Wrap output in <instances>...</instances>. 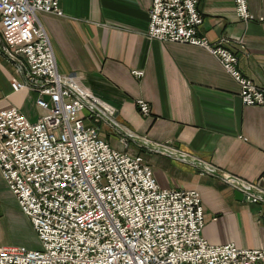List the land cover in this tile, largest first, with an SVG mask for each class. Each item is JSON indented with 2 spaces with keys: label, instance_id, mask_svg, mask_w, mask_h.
I'll return each instance as SVG.
<instances>
[{
  "label": "built area",
  "instance_id": "1",
  "mask_svg": "<svg viewBox=\"0 0 264 264\" xmlns=\"http://www.w3.org/2000/svg\"><path fill=\"white\" fill-rule=\"evenodd\" d=\"M232 2L237 19H250L246 0ZM196 3L150 0L145 36L204 49L238 85L243 105L264 106V88L240 74L234 53L197 35L202 18ZM37 13L61 15L58 0H0V53L20 76L10 79V88L34 92L41 110L34 121L14 107L0 110V176L39 244L1 245L0 264H264V248L208 243L196 190L159 187L123 138L119 149L108 144L100 125L114 129L112 108L74 73L56 70ZM135 105L149 115L145 101ZM161 146L152 148L188 156ZM223 179L244 201L264 204L260 180Z\"/></svg>",
  "mask_w": 264,
  "mask_h": 264
},
{
  "label": "crops",
  "instance_id": "2",
  "mask_svg": "<svg viewBox=\"0 0 264 264\" xmlns=\"http://www.w3.org/2000/svg\"><path fill=\"white\" fill-rule=\"evenodd\" d=\"M58 4L59 16L36 14L56 70L74 73L82 86L112 108V118L125 131L172 147L216 171L205 172L198 163L116 132L117 141L123 138L127 150L132 147L142 156L159 187L199 193L201 236L208 243L264 248V204L236 198L235 189L223 179L226 174L246 182L260 180L264 187V106L243 105L238 85L204 49L148 39L150 0ZM246 6L251 17L241 21L232 0H197L202 21L196 32L208 43L223 42L236 56L240 74L264 88V0H246ZM11 78L20 76L0 53V110L14 107L34 121L41 113L34 92L12 91ZM136 99L147 103L149 115L138 112ZM102 134L110 145L111 137ZM110 146L121 148L117 143ZM37 244L28 218L0 176V246L34 249Z\"/></svg>",
  "mask_w": 264,
  "mask_h": 264
},
{
  "label": "water",
  "instance_id": "3",
  "mask_svg": "<svg viewBox=\"0 0 264 264\" xmlns=\"http://www.w3.org/2000/svg\"><path fill=\"white\" fill-rule=\"evenodd\" d=\"M110 123H111L112 127H113L117 132H119V133H121L122 135L128 137L129 139L139 141V142H141V143H143V144H146V145L149 144V146H152V147L157 148V149H161V148H162V146L159 145V144L148 143V141H146L145 139H141V138L138 137L137 135H134V134H132V133H129L128 131H125L124 129L121 128V126H120L119 124H117V123L114 122V121H110ZM165 150H167V149H165ZM174 155L182 156L183 158H185V159H187V160H189V161H192V162H194V163H198V164H200V166H204V163H202V162H200V161H198L197 159H194V158H192V157L179 155L178 153H175ZM211 172H212L213 174L216 173L215 170H211ZM233 194H234V196H235L236 198H240V197L242 198V194H241L239 191H237V190H234V191H233Z\"/></svg>",
  "mask_w": 264,
  "mask_h": 264
},
{
  "label": "rangeland",
  "instance_id": "4",
  "mask_svg": "<svg viewBox=\"0 0 264 264\" xmlns=\"http://www.w3.org/2000/svg\"><path fill=\"white\" fill-rule=\"evenodd\" d=\"M29 107V106H28ZM27 107V108H28ZM29 110H31V108H29ZM32 113H33V111H31V113H30V115H32ZM100 130L102 131V132H104V133H106V134H108L110 137H111V139H109V143H110V145H113L114 143L116 144H119L118 143V141H117V134H116V131L114 130V129H112V128H107L104 124H102V125H100ZM119 137V136H118ZM116 139V141L117 142H115V139ZM134 148H129V152H131V153H135L134 152V150H133ZM39 248V244H37V246L34 248V249H38Z\"/></svg>",
  "mask_w": 264,
  "mask_h": 264
}]
</instances>
